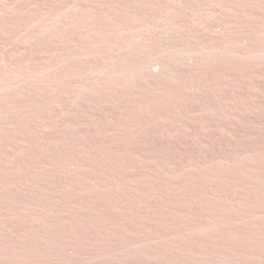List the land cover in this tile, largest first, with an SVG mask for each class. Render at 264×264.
Wrapping results in <instances>:
<instances>
[{
	"label": "rangeland",
	"instance_id": "374dc122",
	"mask_svg": "<svg viewBox=\"0 0 264 264\" xmlns=\"http://www.w3.org/2000/svg\"><path fill=\"white\" fill-rule=\"evenodd\" d=\"M0 264H264V0H0Z\"/></svg>",
	"mask_w": 264,
	"mask_h": 264
}]
</instances>
